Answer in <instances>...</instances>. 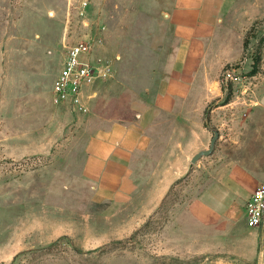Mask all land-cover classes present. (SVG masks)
<instances>
[{
    "label": "rangeland",
    "instance_id": "obj_1",
    "mask_svg": "<svg viewBox=\"0 0 264 264\" xmlns=\"http://www.w3.org/2000/svg\"><path fill=\"white\" fill-rule=\"evenodd\" d=\"M249 1L258 18L241 37H231L241 57L205 73L218 89L203 124L220 139L193 170L201 162L207 168L200 170L209 172L227 157L254 155L248 167L264 174V146L247 155L236 147L246 100L264 85V0ZM175 6L176 0H0V264H264V227L250 229L245 213L231 244L222 242L217 227L191 215L197 179L179 184L160 211L126 238L82 246L64 234L70 207L87 202L79 199L87 192L78 178L94 133L115 123L136 124L151 112L154 158L164 148L171 121L154 99L176 78L179 40L169 18ZM81 42L92 48L96 77L77 97L64 98L54 86L66 49Z\"/></svg>",
    "mask_w": 264,
    "mask_h": 264
},
{
    "label": "crops",
    "instance_id": "obj_2",
    "mask_svg": "<svg viewBox=\"0 0 264 264\" xmlns=\"http://www.w3.org/2000/svg\"><path fill=\"white\" fill-rule=\"evenodd\" d=\"M249 2L176 0L169 14L179 40L176 78L165 83L154 99L159 114L171 121L164 148L154 158L157 137L150 133L156 126L151 112L141 115L136 124L115 123L94 133L86 143L82 176L78 178L79 188L87 192L79 199L87 202L70 207L65 235L82 246L126 238L160 211L179 184L197 179L199 186L188 203L189 212L199 224L221 230L223 243L237 242L243 204L264 183V174L255 175L248 167L255 156L241 161L236 156L227 157L209 172L200 170L207 168L206 162L193 170L192 159L210 147L213 137L203 117L218 85L205 73L210 67L220 68L241 57L231 37H241L258 18ZM258 88L255 97L246 100L244 133L236 146L245 149L246 155L264 146V85ZM258 136L262 140H257ZM216 158L215 154L211 159ZM91 206L106 208L91 212Z\"/></svg>",
    "mask_w": 264,
    "mask_h": 264
},
{
    "label": "built area",
    "instance_id": "obj_3",
    "mask_svg": "<svg viewBox=\"0 0 264 264\" xmlns=\"http://www.w3.org/2000/svg\"><path fill=\"white\" fill-rule=\"evenodd\" d=\"M92 48L81 42L66 49L62 68L55 83V92L61 97H77L81 89L96 77V69L90 60ZM232 74L227 71L225 81ZM227 85V84H226ZM246 224L251 229L264 227V184L259 185L244 203Z\"/></svg>",
    "mask_w": 264,
    "mask_h": 264
},
{
    "label": "water",
    "instance_id": "obj_4",
    "mask_svg": "<svg viewBox=\"0 0 264 264\" xmlns=\"http://www.w3.org/2000/svg\"><path fill=\"white\" fill-rule=\"evenodd\" d=\"M212 131L214 135L212 137L210 147L206 150H202L199 153H197L192 159V164H196L201 158L210 156L213 153L216 143L220 139V134L217 130H212Z\"/></svg>",
    "mask_w": 264,
    "mask_h": 264
},
{
    "label": "trees",
    "instance_id": "obj_5",
    "mask_svg": "<svg viewBox=\"0 0 264 264\" xmlns=\"http://www.w3.org/2000/svg\"><path fill=\"white\" fill-rule=\"evenodd\" d=\"M245 45H246V43H245ZM252 72H254V74H256V72H257L256 68H254Z\"/></svg>",
    "mask_w": 264,
    "mask_h": 264
}]
</instances>
